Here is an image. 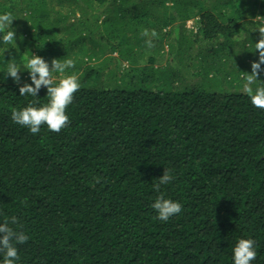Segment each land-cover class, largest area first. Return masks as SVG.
I'll use <instances>...</instances> for the list:
<instances>
[{"label":"trees","instance_id":"16d2710c","mask_svg":"<svg viewBox=\"0 0 264 264\" xmlns=\"http://www.w3.org/2000/svg\"><path fill=\"white\" fill-rule=\"evenodd\" d=\"M59 1L0 0L18 37L0 45V222L29 237L18 264H232L238 238L264 264V109L244 92L264 0ZM194 10L197 32L182 35ZM165 45L175 62L154 66ZM30 53L73 61L59 132L11 120L47 103L43 85L20 96L6 73ZM164 168L175 178L156 191ZM159 195L181 213L158 220Z\"/></svg>","mask_w":264,"mask_h":264},{"label":"clouds","instance_id":"9594fccd","mask_svg":"<svg viewBox=\"0 0 264 264\" xmlns=\"http://www.w3.org/2000/svg\"><path fill=\"white\" fill-rule=\"evenodd\" d=\"M9 15H0V45H4L3 51L9 46L16 48V33L10 27ZM253 29L258 30L259 38L255 40L254 47L257 51V60L251 62V72L247 77V86L244 89L250 103L264 109V83L261 86L252 87L257 79L258 72L264 71V26ZM11 54V53H10ZM73 66V61L68 59L63 62L53 58L49 63L43 57L35 54L28 55L21 66L16 63L7 65L6 73L18 84L20 96L38 97V92L43 85L46 88L47 103L36 106L29 104L20 109L11 110V120L30 133L37 134L41 126H46L50 132H59L69 123L66 108L73 101V94L80 88L78 77L74 74H65V70ZM27 70L31 83L19 84L20 71ZM58 73L59 78L54 80L52 73ZM260 81V80H259ZM261 82V81H260ZM175 176L171 169L164 168L163 174L157 178L153 185L154 190L159 191L162 185L169 184ZM155 210L156 218L167 222L171 217L181 213L182 205L178 201L164 198L159 195L151 204ZM17 220L11 217L7 221L0 222V264H18L20 259L17 244L25 243L29 237L22 230H17ZM257 258L256 242L251 238H238L232 248V264H252Z\"/></svg>","mask_w":264,"mask_h":264},{"label":"rangeland","instance_id":"374dc122","mask_svg":"<svg viewBox=\"0 0 264 264\" xmlns=\"http://www.w3.org/2000/svg\"><path fill=\"white\" fill-rule=\"evenodd\" d=\"M52 4H56V6H61V7H65V3H62L61 1L59 0H52ZM50 16H52V12L50 14ZM259 17H256V19H258ZM198 21H197V14L194 10V12L192 11V14L190 15V17L188 19H186L184 25L179 29L180 30V33L182 35H190L191 32L192 34L197 32V27H198ZM255 27H258V25H256ZM33 50V49H32ZM147 54H150L149 52H146ZM112 55H116V53H112ZM53 58H50L48 61L49 63L51 62ZM174 63V59L173 57L168 53L167 51V47L166 45L164 46L163 48V52L162 53H159V54H156L155 55V60L153 62V65L154 66H159V65H164L165 63ZM117 64H118V67L120 68V70H124L126 69L129 65L128 63V60H124V59H119L117 61ZM138 64L139 65H144L146 64V61L143 60V59H138ZM128 72V71H127ZM54 77V73H52V78Z\"/></svg>","mask_w":264,"mask_h":264}]
</instances>
